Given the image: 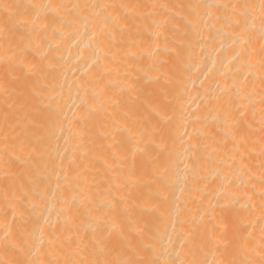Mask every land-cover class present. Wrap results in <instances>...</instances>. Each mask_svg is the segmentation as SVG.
<instances>
[{"label": "bare ground", "instance_id": "1", "mask_svg": "<svg viewBox=\"0 0 264 264\" xmlns=\"http://www.w3.org/2000/svg\"><path fill=\"white\" fill-rule=\"evenodd\" d=\"M0 264H264V0H0Z\"/></svg>", "mask_w": 264, "mask_h": 264}]
</instances>
